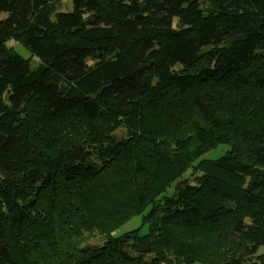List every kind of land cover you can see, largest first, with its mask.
Returning a JSON list of instances; mask_svg holds the SVG:
<instances>
[{"label":"trees","instance_id":"16d2710c","mask_svg":"<svg viewBox=\"0 0 264 264\" xmlns=\"http://www.w3.org/2000/svg\"><path fill=\"white\" fill-rule=\"evenodd\" d=\"M61 1L0 0V264H264V0Z\"/></svg>","mask_w":264,"mask_h":264},{"label":"rangeland","instance_id":"374dc122","mask_svg":"<svg viewBox=\"0 0 264 264\" xmlns=\"http://www.w3.org/2000/svg\"><path fill=\"white\" fill-rule=\"evenodd\" d=\"M60 10H70L72 8L71 5V0H62L61 3L59 4V6L57 7ZM5 14V13H2ZM10 45H12L19 54H21L23 57L25 58H31L32 60H35L36 58L32 56L31 52L24 47L23 45L14 42V41H10L9 42ZM78 131L81 132V128L78 129ZM75 130V133L78 132ZM225 146H220L215 150H211L209 153H207L206 155H204L203 157H218L220 156L224 150H225ZM195 168H189L187 169V171L184 174L183 178H187L190 180V182H195V177L197 176H201V174H203L202 172H200L198 169V167L196 166V162H195ZM171 191V189L169 190ZM141 215L140 216H136L134 218H132L129 222L125 223L124 225L120 226L119 228H117L116 230H114V235H120L124 232H133L135 229H138L141 226ZM147 225L142 226L141 228V232L145 233L146 229H147ZM88 234V238L87 240L84 242V246L88 245V244H102L105 241V236L101 235L99 233H87ZM181 234H187V232L181 231ZM259 253H264V246H261L259 248ZM193 264H202L200 261H195Z\"/></svg>","mask_w":264,"mask_h":264}]
</instances>
